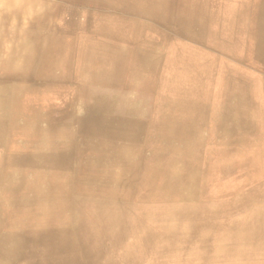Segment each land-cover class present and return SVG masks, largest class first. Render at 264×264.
Masks as SVG:
<instances>
[{
    "label": "bare ground",
    "instance_id": "1",
    "mask_svg": "<svg viewBox=\"0 0 264 264\" xmlns=\"http://www.w3.org/2000/svg\"><path fill=\"white\" fill-rule=\"evenodd\" d=\"M70 1L0 0V140L7 142L14 133L23 135L27 129L37 132L42 123L40 118L44 117L49 127H65L70 134L65 132L63 141L71 145L69 158L51 169L59 179L38 193L21 197L17 205V201L10 200L8 203L14 205L6 207L4 216L0 214L2 229L19 234L12 241L0 242V254L6 256L20 251L25 254L28 251L34 257L36 252H44L56 260L54 264H90L92 257L101 260L105 251L115 250V226L124 214L106 216L102 210L87 208L89 195L109 198L114 190L124 185L127 198L137 194L147 202L156 195L167 203L191 201L200 185L201 158L213 146H218L217 143L220 142V149L226 150L237 139L236 134L244 122L213 111L210 102L214 99L213 84L221 81V95L231 93L237 88L236 82L240 80L238 83L242 84L244 74L226 66L218 72L216 64L196 51L199 42L195 36H211V46L204 43L208 49L215 45L221 46L223 52L230 49L243 51L240 30L247 14L246 4L237 0H162L160 4L151 0L138 6V18L130 14L135 19L127 25L115 20L121 19L118 12H108L110 19L101 21L103 37L99 39V45L95 37L82 36L75 44L66 43L53 54L43 49L36 65L33 53L42 46L44 31L54 28L56 7L63 5L62 16L66 21L63 26L67 28L75 19L86 15L84 8L67 5ZM261 2L263 20L257 34L259 39L255 41L260 54H251L246 47V54L256 66L264 64V0ZM203 5L207 11L214 12L210 20L200 19L199 6H202L200 12L203 14ZM158 17L172 21L176 27L171 29L168 22H162ZM175 28L189 38L187 48L166 41L168 35L177 38L175 34L172 36L177 32ZM123 31L131 32L134 37L131 40L118 37ZM81 84L86 88H81ZM92 88L96 89L93 92L99 93L98 98L84 99ZM246 93L245 88L242 95L246 96ZM19 138L23 140L22 136ZM59 141L56 134L51 143ZM118 163L124 165L121 178ZM2 167L0 178L4 176ZM13 173L23 176L20 169L15 168ZM84 173H89L90 178L80 179ZM19 184L24 186L23 182ZM89 185L94 188H88ZM144 207L137 218L146 217ZM86 208V214L82 213L81 210ZM85 234L82 244L80 240ZM164 254L168 255L167 251ZM90 255L92 257L87 259Z\"/></svg>",
    "mask_w": 264,
    "mask_h": 264
},
{
    "label": "rangeland",
    "instance_id": "2",
    "mask_svg": "<svg viewBox=\"0 0 264 264\" xmlns=\"http://www.w3.org/2000/svg\"><path fill=\"white\" fill-rule=\"evenodd\" d=\"M142 1L143 0H120V2L118 0H71L69 3L67 2V5L84 8L86 10V15H84L82 19H75L73 25L71 24V27L69 26L70 28L64 27L66 25L63 26V24H66V21L62 16L63 5L59 4V6L56 7V12L54 9V28L48 29L42 34L41 37L43 38V44L33 53V61L37 65L38 54L40 55L43 49L48 52V54H53L58 50L60 51L66 43L75 44L82 36L95 37L98 40L96 44L99 45V39L103 37V33L100 30L101 21H103L104 18L109 17L108 15L111 13L108 12L113 11L112 14L118 12L117 14H119V18L121 19L115 18V20L127 25L129 24V21L138 18L136 15L138 13L137 9L138 6L142 4ZM237 1H243L244 4H246L247 18L245 25L242 26L240 30V42L243 51H240L239 49H230L223 52L221 46L215 45L208 49L204 47V43L207 42L209 46H211V36L207 34L205 37L195 36L196 41L199 42L196 51L198 50L199 54L210 59L212 64H216L215 66H218V72L226 66L233 69L235 72L244 74L241 80L242 84L238 83L240 80L236 82V87L239 88L234 89L231 93L228 92L225 94V92L224 95H221V81L215 85L213 84L212 93L214 99L210 102V105L213 106V111H216L217 113L223 112L233 120L244 122L239 128L240 132L238 131L236 134L237 139H234L235 141L229 144L226 150L220 149L218 147L220 142L217 143L218 146H213L207 151V155L205 154V156L201 158L199 170L200 185L196 189L195 196L191 201H182L180 204L173 202L167 203L163 197L156 195L153 197L152 201L149 200L150 202H147L144 199L141 200V196L137 194H134V196L130 195V197L127 198V189L124 185H121L118 190H114L113 196L109 198L106 197L100 199L96 196L93 197L92 195H89L87 208L90 209L91 207L93 210H102L107 214L106 216L111 214L119 215V213L124 214V218L115 226V234H117V236H115V250L117 252L115 250L112 252L105 251L100 256L101 260L99 257L95 258L90 255L87 257V259L92 257L90 264H235L236 261V264L238 262L240 264H264V183H262L264 182V64H257L258 66H256V63L254 64L253 61H251L250 56L246 54L248 53L247 48L251 54H256L257 56L260 54V50L255 45V41L259 39L257 34L260 32L263 20L262 11H260L262 8V2L261 0ZM155 2L157 4L161 3L160 0H155ZM203 7L205 9L202 14V6H199L200 19L210 20L209 17L213 16L214 12L207 11L204 5ZM130 14L135 18H131ZM171 23L172 22H169V26ZM172 28L174 27H171V29ZM174 30H176V28ZM161 33L163 34V32ZM172 36L177 38H172L169 35L167 36L168 38L165 37L169 44L177 42L178 45L184 48H187L189 45V38L185 36L184 33L181 34L177 31L176 33H172ZM118 37L131 40L134 36H132L131 32L123 31ZM227 64L229 65L227 66ZM245 81H248V83ZM133 82L134 81H132V83ZM80 87L86 88L85 84H81ZM245 88L248 93H246V96H243L242 94L244 93ZM94 90L96 89L92 88V92L85 94L83 98L89 100L97 99L99 93L93 92ZM219 92L221 96H219ZM236 92H238V94ZM229 95H231L230 98ZM260 101L262 103H260ZM241 110H245L243 111L245 114L241 112ZM81 115H83V112H81ZM259 117H262V119ZM40 120L42 123H40L41 127H39L37 132H32L30 129H27V132L25 131L26 133L24 132L23 135H21L22 133H14L12 138H9V141L7 142H3V139L0 140V168L2 167L1 165H4L1 170V173H3L4 176L0 178V200L2 201L0 205V214L2 216L6 214L5 212L7 210L5 211V209L7 206L11 205L12 207V205H14L13 203H8L10 200L17 201V205L21 197H24L29 193H38L40 190L50 187L55 179H59V177H56L57 174L55 175L51 172V169L54 165H57V163H62L66 158H69L71 154V145L63 141L65 132L70 134L66 131L65 127H49L50 125L46 123V118L41 117ZM56 134L60 141L53 144L51 141L52 138L56 137ZM20 136L23 137V140L22 138H19ZM216 147H218V150L216 149L217 151L215 150ZM217 152L220 153L218 154ZM217 154L219 156H217ZM224 154L226 155L223 156ZM92 155H94V153ZM231 156L234 157L232 158ZM230 157L232 161L230 160ZM234 159L235 161H233ZM217 160L218 162H216ZM223 160L224 163L222 164L221 162H223ZM121 162L124 163V161ZM209 163H211V165ZM248 164L249 166L251 164V166L248 167ZM116 166H118V175L121 178L123 174L121 168L124 165L118 163ZM254 166L257 167L254 169ZM217 167L219 169H217ZM15 168L18 170L20 169L23 172V176L14 174L13 171H15ZM224 169L225 171L228 169L226 173H224ZM242 169L244 172H242ZM60 176V179L63 180L64 177L61 174ZM87 178H90L89 173H84L80 176V179L83 180H86ZM20 182H23L24 186L20 185ZM254 182L255 184L253 185ZM248 183L250 184L247 185ZM245 184L247 186H245ZM89 187L90 189L94 188L93 185H89L88 188ZM242 187H244V190ZM93 201L95 203H93ZM144 202L146 203L145 207L143 206L146 217L137 218L139 213L143 211V207L140 206L141 204H145ZM87 208L85 210L82 209V213L86 214L88 211ZM237 216L238 218H236ZM252 216L255 219H253ZM151 217L154 219H150ZM132 218L136 220L134 222H137V225L134 224ZM162 231H165L166 233L163 234ZM18 235L19 234L15 231H9L5 233L1 239L3 241H12L18 238ZM10 244H12V242H10ZM129 246L131 247L129 248ZM125 249L126 251H124ZM166 251L169 256L164 254ZM30 255L32 254L28 251L25 254L21 253V251L14 253L9 257V264H20V261H24L25 264H54L56 261L44 252H36L34 257ZM183 257H185V260ZM92 259L97 261H93ZM117 260H120L121 262Z\"/></svg>",
    "mask_w": 264,
    "mask_h": 264
},
{
    "label": "crops",
    "instance_id": "3",
    "mask_svg": "<svg viewBox=\"0 0 264 264\" xmlns=\"http://www.w3.org/2000/svg\"><path fill=\"white\" fill-rule=\"evenodd\" d=\"M155 1V0H154ZM161 2H162V0H160ZM147 2H151V0H143L141 3L142 4H145V3H147ZM110 19L109 17H106V18H104V19ZM161 17H158V20H160V21H162V22H168V24H169V22H172V21H169V20H163V19H160ZM103 19V20H104ZM170 27H176V25L172 22L171 23V25H170ZM0 193H1V191H0ZM1 203H2V201L0 200V205H1ZM87 229V228H86ZM0 230H2V231H0V239L2 238V236L5 234V233H7L8 231H4V229H2V227L0 226ZM17 233V232H16ZM84 238H86V234H85V236L80 240L81 241V243L83 244V242H85V239ZM0 242H5V241H3L2 239L0 240ZM12 254H8V255H6V256H4V255H2V254H0V264H9V257L11 256ZM20 264H25V262L24 261H20Z\"/></svg>",
    "mask_w": 264,
    "mask_h": 264
}]
</instances>
